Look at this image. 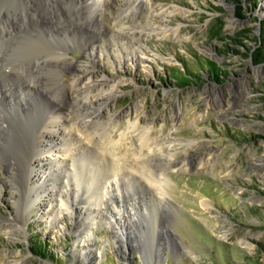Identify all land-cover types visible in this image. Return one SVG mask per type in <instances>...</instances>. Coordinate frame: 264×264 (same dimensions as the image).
<instances>
[{"label":"rangeland","instance_id":"rangeland-1","mask_svg":"<svg viewBox=\"0 0 264 264\" xmlns=\"http://www.w3.org/2000/svg\"><path fill=\"white\" fill-rule=\"evenodd\" d=\"M115 1H109L115 11L130 10L121 22L125 30H116L115 37L89 44L88 31L68 24L73 44L64 61L71 69L60 81L77 86L70 92L76 97L81 82L94 77L89 96L109 95L108 103L96 106L103 110L101 123L118 124L109 147L116 170L125 165L137 173L151 149L164 148V193L173 208L163 210L160 195L135 184L144 199L138 207L154 206L155 218L134 211L130 235L128 229L119 247L98 199L87 205L88 219L79 202L66 209L67 195L49 183L51 194L38 199L33 191L34 207L24 209L22 188L0 169L1 217L28 224L14 236L1 225L0 264H81L76 251L88 241L97 258L85 264H264V64L256 66L251 58L264 43V0H149L142 13L136 7L142 0ZM136 26L144 29L139 42L132 36ZM206 61L222 71L218 78L201 71ZM190 70L200 79L178 84L174 74ZM135 121L152 128L150 142H158L142 156L137 132L129 131ZM68 139L76 151L82 141ZM32 170L29 187L43 185L49 173L38 165ZM95 182L96 192L101 184ZM77 219L85 221L81 233Z\"/></svg>","mask_w":264,"mask_h":264},{"label":"bare ground","instance_id":"bare-ground-1","mask_svg":"<svg viewBox=\"0 0 264 264\" xmlns=\"http://www.w3.org/2000/svg\"><path fill=\"white\" fill-rule=\"evenodd\" d=\"M109 1L0 0V169L6 170L18 188H22L24 209L34 207L33 191L38 199L47 192L51 194L49 183H53L57 194L67 195L70 201L62 203L66 209L79 202L88 219L92 218V213L87 205L93 198L98 199L105 219L113 227L115 244L123 247L125 239H128L126 231L129 229L130 235V224L133 221L134 225L136 219L134 211L141 216L154 214V206H151V211L146 205L138 207L144 199L139 196L135 184L160 195L163 210L170 212L173 208L164 193L165 186H168L167 162L160 155L165 150L162 147L156 151L151 149L152 155L143 161L147 163L138 164L137 173L125 165L116 170L113 164L117 160L109 147L113 144L112 128L116 129L118 124L113 120L109 124L101 123L103 110L96 106L97 103H108L109 95L94 93L93 97L89 96L94 77L81 82L76 97L70 92L73 93L77 86L71 84L66 88L60 81L71 69L64 61V51L73 44L68 35L73 26L69 23L79 25L85 33L88 31L93 41L89 42V39L87 43L93 45L96 39L103 40L104 35L115 37L116 30H125L121 22L130 10L115 11ZM115 2L119 6L122 0ZM149 2L139 1L136 7L142 13ZM63 17L67 18L61 21ZM142 30L141 26L132 29L135 42H139ZM138 122L130 123L129 131L137 132L140 147L136 151L142 156L143 149L152 142V128L141 129ZM68 137L80 139L83 144L81 142L76 151L72 150ZM152 143L158 144L157 141ZM52 152L61 154L58 160L47 158L39 161L36 158ZM3 161L7 165L2 164ZM152 162L160 165L153 168L149 164ZM34 165L49 174L43 175V185L29 187L35 177ZM98 179L101 188L95 192V180ZM150 202L151 205L152 200ZM166 214L169 215L168 212ZM76 222L77 231L83 232L85 221L77 219ZM4 223L11 236L28 227L22 218L10 221L0 215V228ZM92 247L88 241L87 246L76 251L79 263L85 264L97 258Z\"/></svg>","mask_w":264,"mask_h":264},{"label":"trees","instance_id":"trees-1","mask_svg":"<svg viewBox=\"0 0 264 264\" xmlns=\"http://www.w3.org/2000/svg\"><path fill=\"white\" fill-rule=\"evenodd\" d=\"M220 33V30H217L213 32V35L217 38L218 36H220ZM251 58L256 66L264 64V43L257 50L251 52ZM203 70L208 71L215 78H218L222 73V71L216 67V64L211 61H206V63L201 66V71ZM187 72L188 74L186 72L184 73L183 71H178L176 74H174V79L178 82V84L184 87L189 86V84H191L195 80L200 79V76H198V71L190 70ZM35 249L36 250H34V252L40 254L43 251V246L41 244L36 245Z\"/></svg>","mask_w":264,"mask_h":264}]
</instances>
